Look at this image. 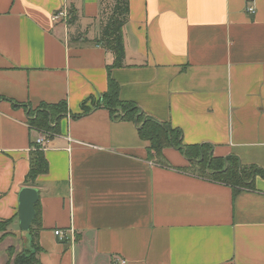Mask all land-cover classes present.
<instances>
[{"label":"crops","instance_id":"0c3cea01","mask_svg":"<svg viewBox=\"0 0 264 264\" xmlns=\"http://www.w3.org/2000/svg\"><path fill=\"white\" fill-rule=\"evenodd\" d=\"M127 2L114 67L95 40L114 0H0V221H11L0 264L35 245L39 264H264V178L213 181L175 146L160 164L134 122L81 109L112 78L121 100L179 128L182 143L264 169V0ZM60 102L52 136L29 126L32 110ZM41 135L48 170L31 186L39 215L23 232L18 194Z\"/></svg>","mask_w":264,"mask_h":264},{"label":"trees","instance_id":"16d2710c","mask_svg":"<svg viewBox=\"0 0 264 264\" xmlns=\"http://www.w3.org/2000/svg\"><path fill=\"white\" fill-rule=\"evenodd\" d=\"M128 13L127 0H114L112 8L102 20L100 32L95 38L96 42L113 53L114 61L110 66L120 67L123 64L122 29L123 24L128 19ZM107 86L108 90L98 95L96 99L90 97L81 103L82 113H87L91 108L104 107L115 118L134 122L139 137L149 144L147 148L148 158L154 159L160 164L168 165L162 150L165 147L175 146L189 159V166L186 169L213 181L245 188L252 186L256 177L264 178V169L261 167L243 166L238 158L233 156L227 158L212 156L211 145L207 143L190 145L182 143V132L179 128L146 115L133 101L121 100L119 98V86L112 78L108 80ZM87 101L91 103V108L86 106ZM35 111L36 114L29 119V126L45 133L49 138L55 132V126L59 119L67 113V103H43ZM30 161V167L25 176L26 183L33 186L39 174L48 170V162L45 159L43 148L36 144ZM38 215L39 211L36 206L33 223L37 221ZM10 222V220L0 221V230H6ZM28 231H31V227ZM8 250L9 261L11 259L12 264H39L36 254L40 249L37 245L32 250L23 249L20 252H16L13 248Z\"/></svg>","mask_w":264,"mask_h":264},{"label":"water","instance_id":"95a60500","mask_svg":"<svg viewBox=\"0 0 264 264\" xmlns=\"http://www.w3.org/2000/svg\"><path fill=\"white\" fill-rule=\"evenodd\" d=\"M18 194V221L21 231L29 230L36 214V202L39 199V192L31 186H24Z\"/></svg>","mask_w":264,"mask_h":264},{"label":"built area","instance_id":"2783aa9c","mask_svg":"<svg viewBox=\"0 0 264 264\" xmlns=\"http://www.w3.org/2000/svg\"><path fill=\"white\" fill-rule=\"evenodd\" d=\"M246 9H248V11L250 13H254L255 12V8L252 5H248ZM51 14H52L51 15V20H53L55 22L59 21V20H66L67 17H68V13H67V11L65 9L64 10L54 11ZM47 142H48V139L45 138L44 135L39 136L35 140V143L37 145H39L41 148H44L45 145L47 144ZM54 234H56L60 240H63L66 237V234H64L63 231L58 230V229L54 231ZM120 264H125V262L122 261Z\"/></svg>","mask_w":264,"mask_h":264},{"label":"rangeland","instance_id":"374dc122","mask_svg":"<svg viewBox=\"0 0 264 264\" xmlns=\"http://www.w3.org/2000/svg\"><path fill=\"white\" fill-rule=\"evenodd\" d=\"M35 114H36V111L35 110H32L31 116H34ZM197 171H198V169H197Z\"/></svg>","mask_w":264,"mask_h":264}]
</instances>
